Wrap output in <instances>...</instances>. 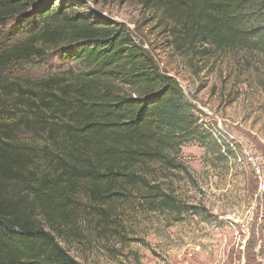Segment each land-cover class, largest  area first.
I'll use <instances>...</instances> for the list:
<instances>
[{
	"label": "trees",
	"instance_id": "1",
	"mask_svg": "<svg viewBox=\"0 0 264 264\" xmlns=\"http://www.w3.org/2000/svg\"><path fill=\"white\" fill-rule=\"evenodd\" d=\"M38 1L0 0V21ZM143 4L161 14L178 53L202 60L233 51L264 55V0ZM36 11L30 14L55 22L3 48L0 71L61 45L85 71L0 81V264H81L62 242L83 233L82 221L107 230L118 204L136 191L146 192L150 211L196 210L151 185L147 170L186 171L188 144L221 149L180 83L126 25L65 9Z\"/></svg>",
	"mask_w": 264,
	"mask_h": 264
},
{
	"label": "rangeland",
	"instance_id": "2",
	"mask_svg": "<svg viewBox=\"0 0 264 264\" xmlns=\"http://www.w3.org/2000/svg\"><path fill=\"white\" fill-rule=\"evenodd\" d=\"M40 9L126 25L180 83L221 149L188 144L181 153L186 171L147 170L151 185L196 210L150 211L143 206L146 192L136 191L118 204L107 230L82 221L83 233L62 245L81 264H264V55L233 51L202 60L178 53L166 21L143 0H39L28 13L0 21V52L55 22L30 14ZM69 49L47 47L43 59L14 62L0 71V81L84 72Z\"/></svg>",
	"mask_w": 264,
	"mask_h": 264
}]
</instances>
